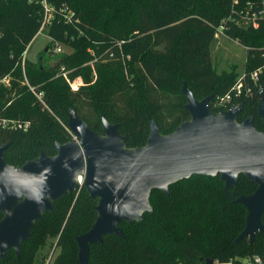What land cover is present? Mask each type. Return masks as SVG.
I'll list each match as a JSON object with an SVG mask.
<instances>
[{
    "label": "trees",
    "instance_id": "trees-1",
    "mask_svg": "<svg viewBox=\"0 0 264 264\" xmlns=\"http://www.w3.org/2000/svg\"><path fill=\"white\" fill-rule=\"evenodd\" d=\"M52 21L41 30L42 0H0V147L6 164L20 167L43 151L56 154V144L73 140L68 129L69 110L99 135L101 116L117 124L126 148L145 145L149 118L160 134L173 132L190 116L184 109L185 83L197 100L212 95L209 107L224 96L241 70L231 65L217 71L211 53L216 28L226 21V35L246 49L243 72L264 65V21L257 28L238 27L233 0H46ZM66 8V12L63 9ZM67 12L72 13L70 19ZM39 31L50 44H63L71 54L59 55L46 66L23 55ZM51 47V48H52ZM89 50V52L87 51ZM93 62L95 79L88 63ZM62 71H70V88ZM242 72V73H243ZM250 94L238 104L237 122L252 118L264 133L257 114L264 77L248 81ZM34 93H42L41 101ZM27 124L26 129L10 124ZM217 176L193 175L168 188L165 195L152 190V213L139 222H121L123 237L106 236L89 246L88 264H236L258 256L264 262V233L235 239L245 228L246 210L235 200L256 190L239 175L236 185L224 191ZM96 199L84 187L53 204V211L35 222L31 238L18 256L7 251L0 264H44L42 250L54 240L58 253L49 264H78L76 238L96 220ZM1 218V217H0ZM264 225V213L261 217ZM53 242L48 244L51 248Z\"/></svg>",
    "mask_w": 264,
    "mask_h": 264
},
{
    "label": "water",
    "instance_id": "water-1",
    "mask_svg": "<svg viewBox=\"0 0 264 264\" xmlns=\"http://www.w3.org/2000/svg\"><path fill=\"white\" fill-rule=\"evenodd\" d=\"M181 93L190 119L162 135L149 118V137L142 147L126 148L118 125L104 116V134L95 133L72 109L68 129L77 141L56 144L53 157L41 151L36 159L14 167L3 160L7 145L0 147V260L10 250L18 256L35 222L52 212L60 198L84 187L97 200L95 222L75 239L78 264H88L90 245L101 244L106 236L122 238L121 222H139L144 213H152V190L167 195L169 186L193 175H219L224 191L236 185L239 175L255 184L252 194L235 200L247 213L235 242L245 238L252 244L264 233V133L255 129L252 118L237 122L241 105L216 113L209 107L212 95L197 100L185 83ZM257 114L264 126V87Z\"/></svg>",
    "mask_w": 264,
    "mask_h": 264
},
{
    "label": "built area",
    "instance_id": "built-area-1",
    "mask_svg": "<svg viewBox=\"0 0 264 264\" xmlns=\"http://www.w3.org/2000/svg\"><path fill=\"white\" fill-rule=\"evenodd\" d=\"M236 7H234V12L236 18H233L231 20L232 23H234L238 27H244V28H257L262 21H264V0H233ZM42 6H43V18H42V24L41 29L43 26H46L52 21L53 17V8L47 4L46 0H42ZM63 12H66V8L63 9ZM72 13L67 12L66 18L69 20ZM226 21H223L215 31V36L218 38L219 36H225L226 35ZM264 51V48H263ZM26 53L23 55V61L26 56ZM264 56V54L262 55ZM260 76L264 77V65L259 67L257 70L250 72L249 74L246 72L241 73L235 83L232 85L230 90L222 97H217L215 99L214 106L217 110L221 111H227L230 110L232 107L238 106V101L247 95L250 94V90L248 89V81L252 83H256ZM73 82H69L70 88L73 89L72 85ZM30 90L34 93V90L30 88ZM35 96L41 101L42 93H34ZM10 124L12 128L17 129H26L28 127L27 124L22 125L20 123H6L3 122V125ZM73 140L77 141V139L73 136ZM82 176H78L77 182L78 184L82 183ZM236 264H264L263 260L258 256H252V257H245L243 259L236 260ZM217 264V262L215 263ZM230 264H232V261H230Z\"/></svg>",
    "mask_w": 264,
    "mask_h": 264
},
{
    "label": "rangeland",
    "instance_id": "rangeland-1",
    "mask_svg": "<svg viewBox=\"0 0 264 264\" xmlns=\"http://www.w3.org/2000/svg\"><path fill=\"white\" fill-rule=\"evenodd\" d=\"M44 27L45 26H43V28ZM51 47L50 38L44 31H39L31 40L25 58L33 63H43L46 66H50L59 55L72 53V49L63 44H55L52 48ZM87 51L89 52V50ZM211 58L218 72L227 70L231 65H236L243 72L242 68L246 60V49L238 44L236 40L221 35L216 40V44L211 53ZM38 59H40V62H37ZM87 65L91 69L94 81L96 76L93 62H90ZM69 72L70 71H62L60 73L67 83L71 81L69 78ZM76 80H80L81 83L77 87L84 85L81 77L72 79V82L74 81L75 83ZM51 242H53V244L50 248L48 247V244ZM47 243V247L42 250V254L45 256V260H43L44 264L52 263L58 253V250H55L54 240H48Z\"/></svg>",
    "mask_w": 264,
    "mask_h": 264
},
{
    "label": "flooded vegetation",
    "instance_id": "flooded-vegetation-1",
    "mask_svg": "<svg viewBox=\"0 0 264 264\" xmlns=\"http://www.w3.org/2000/svg\"><path fill=\"white\" fill-rule=\"evenodd\" d=\"M37 62H40L39 59L37 60Z\"/></svg>",
    "mask_w": 264,
    "mask_h": 264
}]
</instances>
